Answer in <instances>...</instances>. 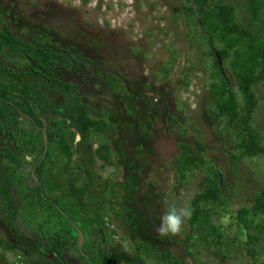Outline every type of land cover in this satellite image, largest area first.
<instances>
[{"label":"rangeland","instance_id":"obj_1","mask_svg":"<svg viewBox=\"0 0 264 264\" xmlns=\"http://www.w3.org/2000/svg\"><path fill=\"white\" fill-rule=\"evenodd\" d=\"M215 1L235 5L237 20L245 23L246 0ZM184 6L186 0H0L3 21L19 35L30 32L56 47L77 48L97 64L100 61L99 69L120 74L127 92L133 96L130 110L108 91L95 72L87 75L86 101L92 116L108 124L111 164L95 157L96 144L81 145L80 153L68 162L57 154L55 144L47 143L50 158L44 169L45 195L58 200L61 210L77 224L80 217L76 202L62 197V190L70 181L64 168L79 174L80 185L86 178L79 169L87 170L93 181L86 197L90 208L110 210L112 251L130 256L156 253L158 264L168 249L180 264H254L245 251L247 233L235 226L234 217L238 209L252 206L264 191V159H230L229 154L235 153L236 132L215 112L209 90L212 58L201 34L194 29V36L189 35ZM258 25L264 32V9ZM170 56L176 64L165 79L160 69ZM62 75L64 82H77L71 74ZM253 92L257 107L251 126L259 131L264 143V84L253 86ZM238 100L242 101L240 96ZM168 118L179 121L187 141L207 146L205 159L220 172L221 183L225 184L221 194L229 203L217 209L218 217L213 221L228 239L227 247H207L192 241L191 257L186 256L182 241L189 234L187 220L179 233L170 235L171 243L156 232L169 207L190 206L206 175V170L195 171L184 186L179 185L174 166L179 153L178 131L169 127ZM57 121L71 137L66 122ZM16 128L25 161L19 186L33 187L37 180L32 170L38 159L33 149L42 138L26 119H20ZM77 142L78 139L74 143ZM40 214L32 209L20 210L16 225L23 237L37 232L38 223L44 220ZM248 233L256 237L250 244L256 252L255 264H264L263 216L255 220ZM233 239L238 242L230 245ZM24 241L12 238L0 221V264H21L18 247Z\"/></svg>","mask_w":264,"mask_h":264},{"label":"trees","instance_id":"obj_2","mask_svg":"<svg viewBox=\"0 0 264 264\" xmlns=\"http://www.w3.org/2000/svg\"><path fill=\"white\" fill-rule=\"evenodd\" d=\"M263 9L264 0H246L247 18L241 23L237 20V7L222 1L186 0V6L182 8L189 35L194 36L196 29L204 38L212 58L210 98L217 116L224 118L229 128L236 132L235 153L229 154L233 162L264 159L261 134L251 126L252 113L257 107L253 86L264 84V32L258 25ZM3 16L0 7V221L12 238L25 240L18 247L22 255L20 263L63 264L62 259L66 264H158L156 253L141 252L130 256L111 250L110 238L114 232L110 231V210L107 207L90 208L86 200L93 187L89 171L79 169L86 178L80 185L79 174L69 172L67 166L64 168L70 181L63 188L62 197L76 202L80 217L77 224L71 215L61 210L58 200L48 198L44 193V169L50 158L48 149L42 159L44 125L47 143L55 144L57 154L68 162L80 153L81 145L92 143L97 145L93 149L95 157L111 164V147L106 138L108 124L102 118L92 116L85 90L89 86L87 75L95 72L108 91L131 110L133 96L127 92L122 76L116 71L99 69L98 66L102 67L100 61L97 64L73 46L56 47L30 32L19 35L3 21ZM214 53L219 57L221 68ZM175 64V58L170 56L161 67L165 79ZM63 73L73 75L77 82H64ZM22 118L30 122L42 139L33 149L38 158L32 170L37 182L33 181V187L20 189L19 173L25 161L16 127ZM57 120L66 122L71 137ZM168 125L178 131L179 153L174 166L179 185L184 186L193 172L206 170L201 191L190 202L189 234L182 241L183 252L191 257L189 246L192 241L207 247H227L228 239L213 221L218 217L217 209L227 207L229 203L221 194L225 184H219L220 172L215 166L208 165L205 159L207 146L199 141H187L178 120L168 118ZM76 139L78 142L74 143ZM21 209L37 211L44 219L38 223L37 232L28 237H23L16 225ZM259 216L264 217V191L252 206L238 209L234 217L235 226L247 233L245 251L254 264L256 252L250 244L256 237L248 232ZM255 227L262 228L261 225ZM77 230L86 238L80 250ZM164 239L171 243L170 235ZM237 242V239L230 240V245ZM143 249L147 251L146 247ZM160 264L180 262L168 249L162 254Z\"/></svg>","mask_w":264,"mask_h":264},{"label":"clouds","instance_id":"obj_3","mask_svg":"<svg viewBox=\"0 0 264 264\" xmlns=\"http://www.w3.org/2000/svg\"><path fill=\"white\" fill-rule=\"evenodd\" d=\"M190 217V206L185 205L179 208L169 207L167 211L162 214L156 232L162 237L175 235L181 231L183 223L187 219H190Z\"/></svg>","mask_w":264,"mask_h":264},{"label":"water","instance_id":"obj_4","mask_svg":"<svg viewBox=\"0 0 264 264\" xmlns=\"http://www.w3.org/2000/svg\"><path fill=\"white\" fill-rule=\"evenodd\" d=\"M214 56L216 58L218 66L221 68V62L219 60V57H218L217 53H214ZM42 130H43V143H44L43 156H42V159H43L45 157L46 152H47V138H46L45 125H44ZM32 176L35 177L34 176V172H32ZM218 179H219V184H220L221 183V175H220V173L218 174ZM77 233H78V249L80 250L82 245H83L84 238H83V234L81 233L80 230H77ZM53 253L56 254V251H53ZM62 263L66 264V263H64L63 260H62Z\"/></svg>","mask_w":264,"mask_h":264},{"label":"flooded vegetation","instance_id":"obj_5","mask_svg":"<svg viewBox=\"0 0 264 264\" xmlns=\"http://www.w3.org/2000/svg\"><path fill=\"white\" fill-rule=\"evenodd\" d=\"M53 252V251H52ZM57 255V254H56ZM62 261V260H61Z\"/></svg>","mask_w":264,"mask_h":264}]
</instances>
